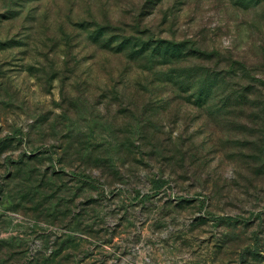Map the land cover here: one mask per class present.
I'll use <instances>...</instances> for the list:
<instances>
[{
  "label": "rangeland",
  "instance_id": "obj_1",
  "mask_svg": "<svg viewBox=\"0 0 264 264\" xmlns=\"http://www.w3.org/2000/svg\"><path fill=\"white\" fill-rule=\"evenodd\" d=\"M0 264H264V0H0Z\"/></svg>",
  "mask_w": 264,
  "mask_h": 264
}]
</instances>
